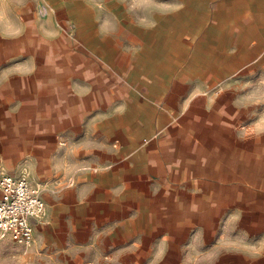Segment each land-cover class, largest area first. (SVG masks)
Segmentation results:
<instances>
[{
  "label": "crops",
  "instance_id": "1",
  "mask_svg": "<svg viewBox=\"0 0 264 264\" xmlns=\"http://www.w3.org/2000/svg\"><path fill=\"white\" fill-rule=\"evenodd\" d=\"M34 1L42 13L3 36L0 167L33 186L74 179L42 195L50 235L68 239L56 243L93 264H264V113L237 104L240 73L255 67L264 88V0H169L165 30L106 0L131 47L105 19L83 16L74 36L59 24L84 0ZM172 241L211 248L173 255Z\"/></svg>",
  "mask_w": 264,
  "mask_h": 264
},
{
  "label": "rangeland",
  "instance_id": "2",
  "mask_svg": "<svg viewBox=\"0 0 264 264\" xmlns=\"http://www.w3.org/2000/svg\"><path fill=\"white\" fill-rule=\"evenodd\" d=\"M34 2V0H0V47L3 46H9L6 50L0 49V59L7 57V54H10V51L12 49V42L10 39H5L3 36L10 34L12 32L18 33L21 29L20 26L23 23V20L25 21V18L27 15L32 14H41L40 11L37 8V5L32 7L29 5V3ZM87 3V6L83 4H76L75 6H67L61 8L57 13V21L59 24L65 29L67 28L65 21L68 23V30L69 34L74 36L73 30L76 29V26L78 25V20L80 18L85 17H91L92 19L104 20L105 22V28L107 31H109V41H116L119 43V45L123 47H131V37H123L120 34L116 33V25L110 21L111 19H115L116 17V6H111L109 4H105L106 0H84ZM105 1V2H104ZM108 1V0H107ZM169 0L163 1V0H124V5L122 7L123 13L125 16L129 17V19L132 18V16L137 15L140 18V21L144 23L146 20L155 19L154 25L155 30H165L167 28V25L169 24L171 28L172 23L170 16L172 15V12L165 8H158L157 7H169L165 6L168 4ZM163 4H165L163 6ZM136 9V12H135ZM76 12H75V11ZM76 14L75 20L73 19V16ZM38 16V15H37ZM72 19L74 21H72ZM169 20V21H168ZM141 23V22H140ZM146 24V23H145ZM104 28V29H105ZM172 29V28H171ZM174 40V39H173ZM122 41V42H121ZM142 44H136V46H140L141 49L144 47H147V42L140 40ZM164 38L161 37L159 40H157L155 48L161 49L163 46ZM174 44H171L173 46ZM137 48V47H135ZM8 50V51H7ZM9 52V53H7ZM126 60V59H125ZM183 61H175V63H180ZM181 71H179L180 74ZM249 74H244V72L240 73V78L247 77L248 83L246 85L237 86L241 91H245L243 93L248 98L239 99V102H237L238 107H250L252 109L253 115H259L260 111L264 113V88L260 87L256 79L259 77L260 71L258 69L251 68L248 70ZM251 104H249L250 102ZM258 118V117H257ZM23 176L26 177V172H23ZM44 177H38V180H36L35 186L39 188L41 191V196L44 197H51L52 195H57L58 190L60 188H68L73 185L74 179L72 177H69V179L65 180L62 184H58L56 179H50L49 183L44 185L47 181H41L44 180ZM46 216V208L45 213L41 219L42 224L39 226V230L36 233L35 241H37L38 248H34L31 246H23L19 244H15L8 240L7 238L0 239V264H93L90 260H93V258L97 254L93 253H80L82 261L76 260L74 255L76 254H69V250L67 246H64L66 242L62 245V247L59 246L56 241H68L67 237L64 236V233H57V235H50L51 230L49 231V228L47 224L45 223V217ZM44 223L46 226V229L42 228L44 227ZM215 235L216 238L219 236H225V238L228 236L227 230H220L216 232ZM190 237V236H189ZM39 241H41L39 243ZM42 241L43 244H42ZM49 241L52 243L51 245ZM172 251L171 253L173 255H195L197 252H201L202 248L205 250L210 249V246H197L196 241H172ZM41 244V246H40ZM45 244V245H44ZM175 244L177 246H175ZM38 249V252L36 251ZM101 249L106 250L105 247H101ZM156 249V247H155ZM152 247H150L149 256L153 255ZM167 253V252H166ZM36 256V258H31ZM79 255V254H78ZM147 257L148 255H144ZM147 261H144L142 264H146ZM95 264V263H94ZM155 264H158L156 262ZM161 264V263H159ZM172 264H201L197 262V259L195 257L192 258L191 261H186L185 258H181V261L179 258L173 257Z\"/></svg>",
  "mask_w": 264,
  "mask_h": 264
},
{
  "label": "built area",
  "instance_id": "3",
  "mask_svg": "<svg viewBox=\"0 0 264 264\" xmlns=\"http://www.w3.org/2000/svg\"><path fill=\"white\" fill-rule=\"evenodd\" d=\"M45 213L41 191L23 175L0 167V239L23 246L33 244L34 222Z\"/></svg>",
  "mask_w": 264,
  "mask_h": 264
}]
</instances>
